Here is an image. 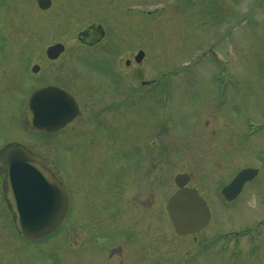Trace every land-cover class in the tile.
Masks as SVG:
<instances>
[{
  "label": "rangeland",
  "instance_id": "obj_1",
  "mask_svg": "<svg viewBox=\"0 0 264 264\" xmlns=\"http://www.w3.org/2000/svg\"><path fill=\"white\" fill-rule=\"evenodd\" d=\"M51 2L50 9L43 11L36 0H0V111L7 107L15 112L11 117L17 120L25 114L23 99L31 88L65 76L63 71L49 70L51 65L44 63L50 45H65L66 62L68 58L77 59L73 66L71 62L70 77L79 73L78 59L90 55L77 42V33L97 18L86 12L83 0ZM118 19L123 62L143 48L146 58L138 74L162 83L154 88L161 91L159 94L150 91V103L139 99L137 105L146 113L137 137L143 141L139 143L141 151H135V140L126 141L129 136L119 146L124 176L135 174L134 182L127 185L137 187L133 196L127 195L122 191L127 189L123 179L122 201L126 204L141 198L146 207L150 201V264H264V0H122ZM18 58H23L22 87L18 84L23 80L14 75ZM62 62L52 66L59 68ZM33 65L44 68V77L38 82L30 76ZM123 74L127 88L133 68L123 67ZM9 77L11 86L16 87L12 94L4 80ZM4 121L0 120V126ZM13 121L11 118L8 123L10 128ZM19 129L22 133L13 130L12 134H23L17 140L34 147L35 141L28 138L37 135ZM44 138L42 142L36 140L43 148H36L58 154L60 158L53 159L52 166L69 187L67 146ZM147 139L150 146L146 145ZM88 150L82 148V158L88 161L82 162L81 168L98 170ZM135 152L139 153L137 163L132 161ZM147 168L150 175L144 172L145 178L140 179L139 171ZM244 168L257 170L256 177L246 183L234 202L223 203L219 191ZM183 173L190 176L188 186L206 202L211 220L197 235L178 237L165 205L177 189L174 177ZM84 186L87 184L74 189L76 201L82 203L87 190ZM101 186L94 188L99 195L100 189H118ZM98 223L80 219L75 224L73 264H82L83 250H90L91 263L99 262L105 248L102 241H93V237L88 240V236L100 234L102 228L110 231L108 228L115 225L119 228L127 224L117 221L105 227ZM92 229L95 231L89 233ZM248 234L254 236L253 241ZM53 242H44L43 248L52 250L53 244L54 250L63 252L62 262L53 259L49 263L43 255L42 264H70L66 258L68 237L58 236ZM104 258L111 264L108 253Z\"/></svg>",
  "mask_w": 264,
  "mask_h": 264
},
{
  "label": "flooded vegetation",
  "instance_id": "obj_2",
  "mask_svg": "<svg viewBox=\"0 0 264 264\" xmlns=\"http://www.w3.org/2000/svg\"><path fill=\"white\" fill-rule=\"evenodd\" d=\"M83 2L86 12L97 19L90 22L82 31L77 33V42L81 47L90 51V55L86 57L81 56L78 59L81 63L78 62L79 73H77V76L70 77L69 68L71 62L73 66V62L77 61V59L68 58L66 62L63 58V54L66 52L65 45L60 43L64 46L63 53L60 56L55 59H49L46 51L51 47L50 45L45 51L44 63L51 65L49 70H53L54 73L56 71H63L65 76H56L51 82H39L35 87L31 88L27 95L23 96L25 104L22 100V111L24 110L25 114L20 120L18 119L19 121L16 116L11 117V114L13 115L15 112H10L11 110L7 107L1 108L0 111V120L5 119L0 126V153L11 145L20 146L30 151L54 174L61 185L66 199L65 206L60 208V210L57 209L59 211L54 213V215L60 216V223H58L57 229L44 238L27 239L16 228L18 215L14 209V196H9L12 188L6 185L5 174L0 170V264H42L43 255L49 263L53 259L57 262L60 259V262H62L63 254L61 253L63 252L61 250H54L53 244L52 250H45L46 247L43 248L44 242L47 243L53 239L55 242L58 236L68 237L70 243L66 258H68L70 264H73L75 224L80 219L83 221L89 220V223L99 220L98 224L105 225V227L108 224H116L115 222L117 221L127 223L125 227L121 226L117 228L118 225H115L114 228H108L110 231L102 228L103 231L100 234L93 233L95 229L88 231L89 233H93L91 237L88 236V240H91L93 237V241H102V245L105 248V252L101 251L102 258L96 264H107L108 261L104 258L106 253L109 255L111 264H150V201H148V207L144 205L141 198L134 202L129 201L126 204L122 201L120 190L122 189L121 186H124L123 179L127 189H123L122 191H127V195L133 196L134 190L137 187L127 185L134 182L133 175L135 174L131 172L126 173L127 175L124 176L125 170L122 169L124 159L119 146H121L126 136H129L127 137L129 140L126 141L133 142L135 140L136 142H133L135 151H141L139 143L143 141H138L137 137L139 136V129L144 125L142 120L146 117V113L140 111V107L137 105L139 104V99L150 103V91L159 94L161 91L154 88H160L162 83L159 79H150V76L145 78L140 73L138 74V68L146 58L143 48L137 49L124 62L122 60L121 45L123 39L121 20L118 19L121 15L122 0H83ZM50 5H52V2ZM56 44L58 43L53 45ZM140 52L143 54V57L141 60H137ZM63 59L65 60L64 63L62 62ZM22 61L23 58H18V63H15L17 68L14 69L16 71L14 75L19 76L23 80V82H19L18 84L21 87L25 85L24 77H21L22 72H24L21 68L23 65ZM58 62H62L63 65L59 68L52 66ZM123 67H126V69L133 68L134 71V74H131L128 80L130 86L127 85V88L124 87L126 76L123 74ZM4 72L3 75L5 74ZM25 72H27V68H25ZM30 72L33 74H30V76H35L37 82L44 77V73H42L44 72V68L41 66L33 65L30 67ZM8 73L11 76L12 71L9 70ZM161 76L165 77L164 75ZM4 80L6 81L7 90L11 91L9 94H12L16 87L11 86L10 77ZM48 87L57 88L70 96L76 104L77 114L72 118L55 123L56 128L53 131L43 132L35 130L30 126L26 102L34 90ZM150 87H153V89H150ZM138 115L142 117L139 121ZM11 118L14 120L12 128L8 124ZM20 127L25 128L29 133L33 132L37 135L36 138H28L35 141L34 147H30L24 142L17 140L23 134L20 136L12 134L13 130L22 133L19 129ZM43 137H45L44 139L49 138L52 142L55 141L58 145L67 146L65 152L68 157V161H66L70 167L68 171L70 179L69 187L64 185L62 179L59 177V173L52 166L53 159L58 161L57 158H60L57 156L58 154L55 156L51 153L49 154L47 150L36 148V146L41 145L37 141H41ZM146 145L150 146L149 141ZM89 146L92 147L89 149ZM82 148L89 149L87 155L89 158H94L95 162H92V164L96 163L95 167L98 170L92 171L91 166L89 170L85 166L81 168L82 162L88 161L85 157L82 158ZM90 150L92 156L90 155ZM143 151L144 149L142 148ZM78 152H81L79 156ZM136 154L139 153L135 152V160L132 161L137 163L138 158ZM77 156L81 159V162H78ZM139 172L140 179L145 178L144 172H148V175H150L149 168L146 171ZM107 176L108 178L106 179ZM96 182L98 184H95ZM83 183L87 184V186H84L87 190L84 197L85 201L82 203L80 199L79 202L76 201L74 189ZM101 185L109 186L110 189H118L115 191L110 190L109 192H106L105 189H100L102 192L99 195L94 191V188H102ZM21 190L26 192L29 189L24 188ZM43 198L42 195L37 193L23 194L20 196L22 204L20 213L26 217L32 216L36 211L33 207H30L31 204L34 202L35 205H41ZM123 203L124 206L122 205ZM127 210L136 211L137 214L133 215V212L126 213ZM80 213H82V217H80ZM127 219L128 221H126ZM60 228L62 230H59ZM100 230L101 227L98 231ZM108 243H110L109 246L107 245ZM80 260L82 264H93L90 259V250H83Z\"/></svg>",
  "mask_w": 264,
  "mask_h": 264
},
{
  "label": "water",
  "instance_id": "obj_3",
  "mask_svg": "<svg viewBox=\"0 0 264 264\" xmlns=\"http://www.w3.org/2000/svg\"><path fill=\"white\" fill-rule=\"evenodd\" d=\"M37 3L42 10L50 6V0H37ZM63 50V46L57 44L48 48L46 55L49 59H55ZM142 57L143 54L140 52L137 60H141ZM26 106L30 126L39 131H53L56 128L55 123L77 114L74 101L57 88L35 90L30 95ZM0 170L5 174L6 185L12 188L9 196H14V209L18 215L16 226L20 234L27 239H35L53 232L60 222V216L54 213L65 206L66 199L60 183L48 168L24 148L9 146L0 153ZM256 175L255 169L241 170L220 191L221 198L231 202L239 195L243 186ZM174 182L178 190L168 200L166 210L175 233L179 236L196 234L210 221L207 204L195 189L186 187L189 182L187 174L177 175ZM24 188L29 190L23 192L21 189ZM35 193L44 197L42 204L35 205L33 202L30 207H33L36 213L32 216H23L20 213L22 206L20 196Z\"/></svg>",
  "mask_w": 264,
  "mask_h": 264
}]
</instances>
